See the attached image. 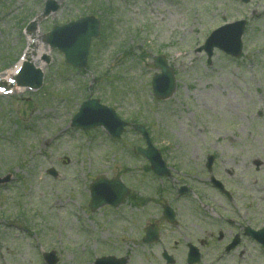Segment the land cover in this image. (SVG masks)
I'll return each mask as SVG.
<instances>
[{
  "label": "rangeland",
  "instance_id": "374dc122",
  "mask_svg": "<svg viewBox=\"0 0 264 264\" xmlns=\"http://www.w3.org/2000/svg\"><path fill=\"white\" fill-rule=\"evenodd\" d=\"M54 1L57 11L38 24L40 38L55 24L91 13L100 18L102 34L92 43L87 69H70L52 50L41 93L0 96V177L11 174L10 182L0 186V264H42L39 251L51 249L59 254L56 264H93L94 255L101 254L128 257V264H166L160 244L137 241L141 227L158 216L156 203L141 207L136 201L126 202L119 209L91 213L88 186L99 174L119 173L138 197L161 193L171 198L173 184L178 183L202 195L207 189L201 165L209 151L216 154L220 168L234 169V175L223 176L238 196V208L232 204V209L249 210L251 195L252 223L264 227V200H259L264 194L262 38L237 59L215 52L210 66L204 52L195 51L214 29L218 11L232 2ZM263 1L252 0L250 7H261ZM43 6L44 0H0V77L6 79L17 64L27 43L24 27ZM226 13L237 17L232 9ZM158 53L166 56L176 76V91L164 101L151 96L149 85L151 62ZM89 96L113 107L123 120L147 127L174 170L161 186L164 191L156 189L159 182L143 172L145 163L133 154V147L142 144L137 133L128 128L114 140L101 129L70 127L71 117ZM49 168L57 174H48ZM192 193L176 201L180 222L171 228L175 237L163 244L176 256L174 264H185L186 240L181 236H197L194 226L204 225L197 220L204 210ZM204 202L212 204L210 199ZM202 251L198 264H222L214 245ZM248 251L246 260L224 263L264 264L256 244Z\"/></svg>",
  "mask_w": 264,
  "mask_h": 264
},
{
  "label": "flooded vegetation",
  "instance_id": "af4514ba",
  "mask_svg": "<svg viewBox=\"0 0 264 264\" xmlns=\"http://www.w3.org/2000/svg\"><path fill=\"white\" fill-rule=\"evenodd\" d=\"M257 164H260V162L258 161ZM202 173H205L206 177L204 178H208L209 181L210 175L212 174L217 178V180L222 183L223 187L220 189L213 186L211 187L212 192L197 196V198L201 200L203 210L208 212L210 216L206 215V212L204 211L199 212V215L201 216L197 220H200L204 225L197 224V226H194L197 229V236L192 235V238H188L183 234V236H181L182 242L186 240V248L194 245L198 247L199 250H203V248H206L209 245H214L217 249V261H228L229 256L231 258L239 260L243 258L246 259L251 255L248 251L249 245H253L255 242H257L256 240H254L251 231L253 229H260L253 228V218L250 214L251 197H249V210L245 209L242 211L243 213L240 211L235 212L232 209V204L236 206L234 202L235 195L226 185L224 180L225 178L223 177H230L232 175V167H227L226 165H224L220 168L219 164L214 162L211 171L208 172L206 162H202ZM191 191V188H188L187 192ZM204 199H210L212 201V204L207 205L208 202L205 203ZM165 201L167 200L162 197L159 199L158 203H156V206L158 207L156 210L159 209L160 217L155 216L152 221H149V223H147L148 225L156 224L157 226H159V228H161L160 237L158 239V242L155 243L160 244L162 246L161 249H165V247H163V244H165L168 239L172 240L175 237L174 232L171 228H174L177 226V224H179L180 221L178 219L181 214L180 209L176 207V201H168L170 206L176 211L174 223H168V221L162 216V205ZM213 205H216V207H218L219 209L215 210L216 208ZM174 243H176V241H174Z\"/></svg>",
  "mask_w": 264,
  "mask_h": 264
},
{
  "label": "water",
  "instance_id": "95a60500",
  "mask_svg": "<svg viewBox=\"0 0 264 264\" xmlns=\"http://www.w3.org/2000/svg\"><path fill=\"white\" fill-rule=\"evenodd\" d=\"M63 28L67 30V35L70 37V43L65 47L67 61L79 67L84 66L90 38L98 34V22L88 17L77 22L69 23ZM156 64L162 69V73L156 77L157 81L153 83L154 92L158 97L169 96L171 94L170 89L172 88L173 90V83L171 79L170 89H167L163 92V89L160 88V85L161 87H164L165 83L169 80L167 74L169 70L163 64L161 59L157 60ZM16 81L19 84L22 83V81H19L18 79ZM30 84L38 86L39 81L37 83L36 79L30 80ZM124 124L125 123L118 121V119L114 117L112 110L98 105L96 101L85 102L81 106L79 113L72 120V125H82L84 128L103 125L111 134L115 136H119ZM134 128L142 133L147 146L145 149L138 148L137 150L141 152L146 158H148V160L152 163L153 169L159 172V170H161L164 166V163L160 158L159 151L152 146L144 127L140 125H134ZM104 183L109 186L112 182ZM97 185L98 182H94L91 185V194L94 198V200H92L93 204L91 203L90 205L92 209L105 202L101 196L96 195L95 193V187ZM109 188L112 190V192L119 196L117 197V200L124 198V195L126 194V190L124 188L120 187V191H117L115 186L110 185Z\"/></svg>",
  "mask_w": 264,
  "mask_h": 264
},
{
  "label": "bare ground",
  "instance_id": "6f19581e",
  "mask_svg": "<svg viewBox=\"0 0 264 264\" xmlns=\"http://www.w3.org/2000/svg\"><path fill=\"white\" fill-rule=\"evenodd\" d=\"M36 38H37V37H35L34 39H36ZM28 41H29V40H28ZM35 42H36V44H37V42H38V43H39L38 45L41 44V42L38 41V39H36ZM44 48H45V47H44ZM44 48H41V49L37 50V52H36V56H37V57H39L42 53L45 52V51H44ZM33 61H34V63L37 62V59H36L35 56L33 57ZM13 72H14V70H13ZM13 74H14V73H13Z\"/></svg>",
  "mask_w": 264,
  "mask_h": 264
}]
</instances>
